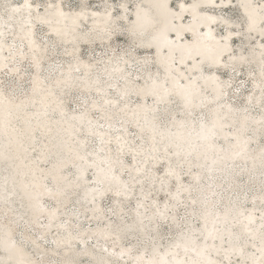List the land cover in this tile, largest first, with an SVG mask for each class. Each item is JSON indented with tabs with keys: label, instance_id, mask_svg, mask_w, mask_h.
<instances>
[{
	"label": "snow or ice",
	"instance_id": "snow-or-ice-1",
	"mask_svg": "<svg viewBox=\"0 0 264 264\" xmlns=\"http://www.w3.org/2000/svg\"><path fill=\"white\" fill-rule=\"evenodd\" d=\"M130 7L0 3V264H264V0Z\"/></svg>",
	"mask_w": 264,
	"mask_h": 264
},
{
	"label": "rangeland",
	"instance_id": "rangeland-1",
	"mask_svg": "<svg viewBox=\"0 0 264 264\" xmlns=\"http://www.w3.org/2000/svg\"><path fill=\"white\" fill-rule=\"evenodd\" d=\"M7 2H13V0H6ZM188 1V0H187ZM233 1V0H232ZM235 1V3H233V4H236V3H238V0H234ZM66 2L67 3H72L73 5H75L76 3H77V1L76 0H66ZM116 3H120V1L119 0H117V1H115ZM173 2V3H172ZM103 2L102 1H100V2H97V3H92V4H102ZM136 3H139V0H133V1H130L129 2V4L132 6V7H130L129 8V11L130 12H132V9L134 8V6H135V4ZM172 3V4H171ZM169 4H170V6H171V8L174 10V11H176V12H178L177 11V9H179V4H178V1H174V0H170L169 1ZM180 11V10H179ZM206 11H207V13H209V14H215L214 12H212V10L210 9V8H208V9H206ZM216 11H219V10H216ZM234 11V9H231V8H228V9H225V12H227L228 14H231L232 12ZM212 12V13H211ZM184 18H185V15H184ZM188 20L189 19H187L186 21H185V23L187 24L188 23ZM179 23V22H178ZM236 44L238 45L239 44V41H236ZM84 47V48H83ZM82 51H84V52H86L88 55H90L91 53H90V51H89V49L88 48H86V46H82ZM97 52H99V49L97 48ZM85 59H87V56H85ZM153 71H155V69H153ZM225 70H223V69H221V73H219V74H222L223 72H224ZM229 75H231V73H229ZM228 78V76H225V75H222V79H227ZM241 79H247V76L245 75V76H243V77H240ZM248 89L250 90L251 89V84H249L248 85ZM245 95H247V92H245ZM104 204L105 205H107L108 204V201H107V199L104 201ZM18 207H19V205H17ZM89 219H86V218H84V217H81V224H82V227L83 228H85V229H87L88 227H89V224L91 225V227H95V226H97V224H98V222L97 221H95L94 219H91V220H89ZM101 223H103V221H100ZM54 232L52 233V234H50V238L52 237V236H54V234H55V229L53 230ZM92 243H95V239L93 240V241H91ZM100 242V244H102V245H106V246H109L110 248H111V243H106V242H101V241H99ZM110 244V245H109Z\"/></svg>",
	"mask_w": 264,
	"mask_h": 264
},
{
	"label": "bare ground",
	"instance_id": "bare-ground-1",
	"mask_svg": "<svg viewBox=\"0 0 264 264\" xmlns=\"http://www.w3.org/2000/svg\"><path fill=\"white\" fill-rule=\"evenodd\" d=\"M77 1V3L79 2L78 0H76ZM100 1H102V2H104V0H90V3H97V2H100ZM115 1H117V0H115ZM120 2H121V0H119ZM130 1H133V0H127V2L129 3ZM149 1H152V0H139V3H141V4H144V2H149ZM154 1V0H153ZM170 0H168V2H169ZM174 1H178V4L180 5V4H188V3H192L193 2V0H174ZM199 1V0H198ZM4 2H7L6 0H0V3H4ZM12 2V1H11ZM163 2H165V0H160V3H163ZM173 3V2H172ZM171 3V4H172ZM232 3H235V1L233 0L232 1ZM137 4V3H136ZM179 7V6H178ZM211 9V8H210ZM226 9H228V8H226ZM179 10H180V8L179 9H177V11L179 12ZM134 11V8L132 9V12ZM213 12V11H212ZM211 12V13H212ZM209 14V13H208ZM184 15H185V18H184V23H185V21L187 20V19H190V14L189 13H184ZM209 15H212V14H209ZM0 17H3V10L2 9H0ZM7 18L6 17H3V19H0V21H1V23H0V27H2L3 26V23H4V20H6ZM179 21H177V23H178ZM187 22V21H186ZM89 23V25L91 24V21H89L88 22ZM186 24V23H185ZM201 31H206V29H201ZM174 38V37H173ZM82 46H84V45H81V50H82ZM84 48V47H83ZM86 48H88V47H86ZM89 49V48H88ZM5 54H7V53H5ZM91 214L89 213V216H90ZM0 219H2V217H0ZM89 221V220H88ZM96 221V220H95ZM99 225H100V228H99V231H103V223H101L100 221H99ZM92 228V230H94V231H96L97 230V226H95V227H91ZM54 232V231H53ZM55 235V234H54ZM96 239H99V241H101V242H106V243H111V246H112V244H113V241L111 240V239H107V240H105L104 239V237L101 235V236H97L96 237ZM110 245V244H109Z\"/></svg>",
	"mask_w": 264,
	"mask_h": 264
},
{
	"label": "water",
	"instance_id": "water-1",
	"mask_svg": "<svg viewBox=\"0 0 264 264\" xmlns=\"http://www.w3.org/2000/svg\"><path fill=\"white\" fill-rule=\"evenodd\" d=\"M198 2H200V3H208V0H199ZM155 3H160V0H154V1L152 0V1H149V2H144V4H155ZM0 23H1V21H0Z\"/></svg>",
	"mask_w": 264,
	"mask_h": 264
}]
</instances>
